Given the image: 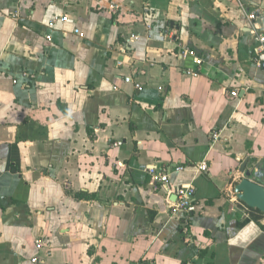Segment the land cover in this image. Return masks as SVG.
Instances as JSON below:
<instances>
[{"label": "crops", "instance_id": "1", "mask_svg": "<svg viewBox=\"0 0 264 264\" xmlns=\"http://www.w3.org/2000/svg\"><path fill=\"white\" fill-rule=\"evenodd\" d=\"M242 4L0 0V264H264V213L231 202L264 186V0Z\"/></svg>", "mask_w": 264, "mask_h": 264}, {"label": "built area", "instance_id": "2", "mask_svg": "<svg viewBox=\"0 0 264 264\" xmlns=\"http://www.w3.org/2000/svg\"><path fill=\"white\" fill-rule=\"evenodd\" d=\"M237 4L239 7L242 9L244 8L242 4V0H236ZM118 7L117 6H112L110 11L113 13L117 12ZM247 19L248 21L252 24L253 28L256 29V22L258 19H260V15L258 11L247 13ZM69 22V16L64 13L57 14L55 17H53L49 23L48 26L50 29H55L59 24H66ZM74 33L79 36H83L81 31L79 29H75ZM64 35L67 36L68 33L64 32ZM47 41H52V36L48 35L46 37ZM140 40L139 35H132L130 38V42H137ZM256 40L258 42L257 48H256V63L259 66L264 65V36L257 35ZM202 60L197 58L195 59V64L197 66L202 64ZM123 63H119V65H122ZM187 75H193L197 76L198 73L193 70H188L186 72ZM127 83H133V80L131 78H126L125 80ZM135 87L138 90H142V86L139 83L135 84ZM233 97L237 96V93H232ZM183 167H178L176 168L175 172H182ZM208 170V166L206 163H202L197 167V172L198 173H204ZM148 173L153 177V180L156 185H160L162 187H165L168 189V193L176 195V200L171 203V210L174 215L178 214H184V215H191L195 213L196 206L194 203V198H195V188L193 186H180V187H173L170 183V174L166 170H163L159 168L158 166H150L148 169ZM231 202L234 204L235 210H241L243 215H248L249 208L245 206L240 200H238L236 197L231 200ZM43 247V243L41 241L36 242V248L38 250H41ZM33 263H42V260H39V258L35 257L32 259Z\"/></svg>", "mask_w": 264, "mask_h": 264}, {"label": "water", "instance_id": "3", "mask_svg": "<svg viewBox=\"0 0 264 264\" xmlns=\"http://www.w3.org/2000/svg\"><path fill=\"white\" fill-rule=\"evenodd\" d=\"M245 170L242 169L243 173ZM253 172L247 171L245 177L235 185L234 193L237 199L251 209H257L264 213V186L254 178Z\"/></svg>", "mask_w": 264, "mask_h": 264}]
</instances>
